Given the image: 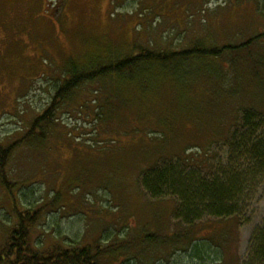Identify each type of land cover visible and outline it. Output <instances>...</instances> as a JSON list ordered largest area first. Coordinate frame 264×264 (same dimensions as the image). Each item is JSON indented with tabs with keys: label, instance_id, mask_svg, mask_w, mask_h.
Returning <instances> with one entry per match:
<instances>
[{
	"label": "rangeland",
	"instance_id": "1",
	"mask_svg": "<svg viewBox=\"0 0 264 264\" xmlns=\"http://www.w3.org/2000/svg\"><path fill=\"white\" fill-rule=\"evenodd\" d=\"M195 45L221 52L85 82L44 142L16 148L12 193L0 184V250L20 210L37 212L36 249L91 245L98 264H255L264 171L250 168L236 125L246 108L264 113L260 0H0V141L26 134L69 66ZM171 167L199 183L248 170L236 217L185 218L175 197L146 190L145 173Z\"/></svg>",
	"mask_w": 264,
	"mask_h": 264
},
{
	"label": "trees",
	"instance_id": "2",
	"mask_svg": "<svg viewBox=\"0 0 264 264\" xmlns=\"http://www.w3.org/2000/svg\"><path fill=\"white\" fill-rule=\"evenodd\" d=\"M260 2L261 8L264 10V0H260ZM197 45L181 51H156L147 50L146 48L135 55H126L91 67L69 66L64 72V79L59 84L56 94H53L51 105L42 114L34 117L26 134L18 141L7 145L0 141V184L7 187L9 192L12 193L13 185L8 180L7 171L11 155L21 145H34V143L37 145L44 142L46 128L51 127L53 123L55 108L62 104L78 86L85 82L109 77L113 73L118 75L130 74L139 69L140 65L150 64L151 61H159L163 64L174 57H192L196 52L207 55H218L221 52L219 48L202 49V44ZM238 46L241 47V45ZM225 48L233 47L227 46ZM258 115L262 116L263 119L257 118ZM240 119L242 122H238L236 127L247 128L248 130L249 138L246 139L245 135L242 137L247 142L243 145L247 150L249 160L254 164L250 168L256 169L257 172L264 171V113L261 114L246 108ZM256 119L261 120L262 123ZM230 140L231 138L227 141ZM240 149H242L241 146ZM182 165L186 166L185 163ZM209 172L211 171L209 170ZM239 172L232 171L230 174H224L225 178L222 181L219 177H215L211 181L199 183L195 182L192 173L191 176L185 175L186 173L178 170V168L173 169L171 167L158 171L155 168L145 173L142 181L146 190L155 197L163 196L165 192L175 197L179 205L178 211H183L181 216L185 218L192 215L201 220V213L206 212L210 217L227 219L236 217V214H238L236 211H239L240 208L239 197L244 191L242 177L248 170ZM17 212L18 224L11 229L7 241L0 250V264H98L99 251L91 245L62 247L60 244H55L45 249H36L30 244L29 239L31 237V226L36 220L37 212L20 210ZM253 241L255 264H264V231L256 233ZM198 243L200 242L195 243L194 250L197 247L199 248ZM236 263L243 264L239 260ZM219 264L231 263H226L222 256Z\"/></svg>",
	"mask_w": 264,
	"mask_h": 264
}]
</instances>
